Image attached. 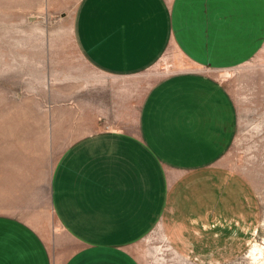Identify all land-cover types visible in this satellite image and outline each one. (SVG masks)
Here are the masks:
<instances>
[{
	"label": "crops",
	"instance_id": "crops-1",
	"mask_svg": "<svg viewBox=\"0 0 264 264\" xmlns=\"http://www.w3.org/2000/svg\"><path fill=\"white\" fill-rule=\"evenodd\" d=\"M263 2L81 0L74 42L92 69L132 77L165 54L177 68L147 90L133 130L86 135L57 158L50 204L60 233L50 242L0 214V264H140L130 249L154 226L184 211L195 221L194 208L211 195L215 202L211 168L231 147L236 122L232 96L210 69L258 51Z\"/></svg>",
	"mask_w": 264,
	"mask_h": 264
},
{
	"label": "rangeland",
	"instance_id": "rangeland-1",
	"mask_svg": "<svg viewBox=\"0 0 264 264\" xmlns=\"http://www.w3.org/2000/svg\"><path fill=\"white\" fill-rule=\"evenodd\" d=\"M80 1L0 0V214L26 221L48 242L60 233L50 204L57 158L86 135L133 130L147 90L177 68L165 54L132 77L92 69L74 42ZM262 31L248 61L210 69L232 96L236 122L231 147L211 168L216 201L211 195L194 208L195 221L182 219L190 217L184 211L154 226L130 249L140 264H264Z\"/></svg>",
	"mask_w": 264,
	"mask_h": 264
},
{
	"label": "bare ground",
	"instance_id": "bare-ground-1",
	"mask_svg": "<svg viewBox=\"0 0 264 264\" xmlns=\"http://www.w3.org/2000/svg\"><path fill=\"white\" fill-rule=\"evenodd\" d=\"M7 126H8V125H7ZM7 126H6V127H7ZM7 128H8V127H7ZM10 128H11V127H10ZM11 132H12V131H11ZM10 135H11V134H10ZM14 157H15V156H14ZM17 158H18V157H17ZM4 159H5V158H4ZM16 161H17V160H16ZM14 165H15V164H14ZM17 165H18V164H16V166H17ZM12 167H13V166H12ZM19 169H20V168H19ZM19 169H18V170H19Z\"/></svg>",
	"mask_w": 264,
	"mask_h": 264
}]
</instances>
